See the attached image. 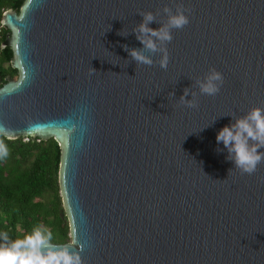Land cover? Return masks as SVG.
I'll list each match as a JSON object with an SVG mask.
<instances>
[{
	"label": "water",
	"instance_id": "1",
	"mask_svg": "<svg viewBox=\"0 0 264 264\" xmlns=\"http://www.w3.org/2000/svg\"><path fill=\"white\" fill-rule=\"evenodd\" d=\"M177 3L189 23L172 30L167 69L137 64L123 46L143 47L139 13L157 29ZM0 23L16 71L0 85L6 138L60 151L70 241L52 243L83 264H264V163L241 174L216 141L264 108V0H23ZM213 67L224 83L200 94Z\"/></svg>",
	"mask_w": 264,
	"mask_h": 264
},
{
	"label": "clouds",
	"instance_id": "2",
	"mask_svg": "<svg viewBox=\"0 0 264 264\" xmlns=\"http://www.w3.org/2000/svg\"><path fill=\"white\" fill-rule=\"evenodd\" d=\"M188 11L182 3L176 4L175 12L165 5L163 12L167 19L157 29L149 27L151 22L156 21L157 14L151 11L139 13L143 20L132 32L143 47L129 48L124 45V50L137 64L151 66L157 62L160 68L166 70L169 63L167 44L173 38L172 30L182 29L189 23V17L185 14ZM146 51L150 54H145ZM157 53L160 58L154 61L153 55ZM92 70L93 73L96 71L94 68ZM195 83L200 94L214 96L220 91L224 76L213 67ZM189 94L191 99H186ZM170 95L174 96V93ZM196 96L191 88H185L179 100L187 107L195 108L198 106ZM7 131L0 125V137H7ZM216 141L218 144L222 142L228 153L226 158L234 163L235 169H239L241 174H254L258 165L264 163V151H259L264 149V108L253 107L245 115L235 118L233 123L218 131ZM8 155V146L4 139H0V161ZM52 238L51 230L43 225L15 240H10L6 232L0 233V264H83L80 253L74 251L71 244L57 245L52 243Z\"/></svg>",
	"mask_w": 264,
	"mask_h": 264
},
{
	"label": "trees",
	"instance_id": "3",
	"mask_svg": "<svg viewBox=\"0 0 264 264\" xmlns=\"http://www.w3.org/2000/svg\"><path fill=\"white\" fill-rule=\"evenodd\" d=\"M22 1L0 0V20L6 9L18 11ZM5 33L0 23V40ZM10 61V48L3 49L0 44V85L4 83L2 77L16 76ZM0 139L9 149L8 157L0 161V233L6 232L10 240H15L43 225L51 230L52 241L69 242L57 183L60 151L55 140Z\"/></svg>",
	"mask_w": 264,
	"mask_h": 264
}]
</instances>
